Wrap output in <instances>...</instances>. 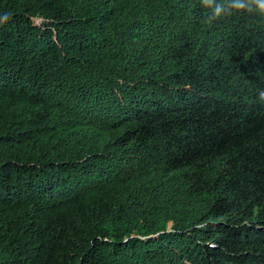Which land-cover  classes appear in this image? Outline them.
Masks as SVG:
<instances>
[{
	"label": "trees",
	"instance_id": "obj_1",
	"mask_svg": "<svg viewBox=\"0 0 264 264\" xmlns=\"http://www.w3.org/2000/svg\"><path fill=\"white\" fill-rule=\"evenodd\" d=\"M201 0H0V264H264V15Z\"/></svg>",
	"mask_w": 264,
	"mask_h": 264
},
{
	"label": "clouds",
	"instance_id": "obj_2",
	"mask_svg": "<svg viewBox=\"0 0 264 264\" xmlns=\"http://www.w3.org/2000/svg\"><path fill=\"white\" fill-rule=\"evenodd\" d=\"M201 4L208 10V23L233 12H258L264 15V0H201ZM258 98L264 102V90L259 91Z\"/></svg>",
	"mask_w": 264,
	"mask_h": 264
}]
</instances>
